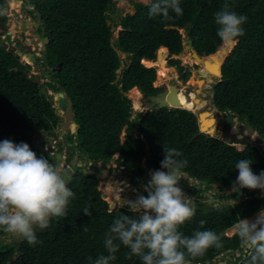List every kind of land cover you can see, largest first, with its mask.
<instances>
[{
  "label": "trees",
  "instance_id": "obj_1",
  "mask_svg": "<svg viewBox=\"0 0 264 264\" xmlns=\"http://www.w3.org/2000/svg\"><path fill=\"white\" fill-rule=\"evenodd\" d=\"M32 2L51 33L46 48L47 65L53 68L63 64L61 72L53 74L50 89L55 93L65 91L72 100L79 129L76 140L70 141L76 142L85 156L96 163L109 164L119 154L117 164L125 167L135 183H138L137 178L147 180L150 170L160 169L165 146L183 153L180 159L188 161L184 172L190 178L210 185L232 187L238 176L235 165L240 159H250L256 174L264 170V150L258 146L247 141L228 144L211 137L217 134L210 129L207 130L209 135L200 133L198 116L191 111L203 108L187 106L186 102L184 109H151L133 118L132 100L128 97L135 88L147 96L165 90L155 87L157 69L145 66L143 61H158L162 49H165L164 59L168 50L170 57L181 55L185 48L181 31L185 30L192 49L202 57L209 56L203 60L217 59L218 70L222 64V78L213 89L215 108L234 114L264 140V0H235L234 10L246 15L247 23L245 34L238 38L228 55H223L226 45L218 38L214 22V14L224 0H181L183 15L172 14L171 20L150 16L154 0L147 4L135 3V13L120 17L118 24L113 18L117 12L116 0ZM4 6L5 0H0V22L6 20ZM108 21L112 22L110 26ZM119 27L122 30L115 37V29ZM120 53L126 57L121 58ZM25 60L29 61L27 57ZM169 64L178 69L183 82L188 80L189 73H184L179 60L172 58ZM200 71L211 73L212 78L219 77L212 71ZM42 88L36 76L30 74V65L22 63L14 53L0 50V141L25 142L38 157L44 156L56 164L48 153L38 150L32 137L27 135L53 133L60 121ZM203 118L207 124V118ZM72 130L75 132L76 127ZM217 136L222 137V134ZM148 153L151 158L144 168ZM98 183L96 176L77 171L69 185L74 195L69 200L66 216L52 218L43 232L37 228L40 243L33 246L22 240L20 252L15 247L17 242L0 243V264H93L98 256L108 255L104 239L113 220L121 214L138 217L126 209L110 212ZM246 192L249 197L254 196L253 190ZM103 193L110 203L117 201L107 186ZM200 205L195 216L178 231L186 236L197 230L215 231L223 246L210 248L192 264H217L218 256L229 250L243 252L237 234L228 237L225 233L240 218L250 219L256 215L264 208V199L251 198L223 212ZM85 208L90 216L83 214ZM201 220L205 221L203 226ZM84 227L88 228L87 232L83 231ZM7 234L0 230V237ZM20 254L9 263V259ZM115 256L111 264H142L141 259L122 244ZM247 259L248 256L241 253L235 264H246Z\"/></svg>",
  "mask_w": 264,
  "mask_h": 264
},
{
  "label": "clouds",
  "instance_id": "obj_2",
  "mask_svg": "<svg viewBox=\"0 0 264 264\" xmlns=\"http://www.w3.org/2000/svg\"><path fill=\"white\" fill-rule=\"evenodd\" d=\"M20 1L13 2L20 3ZM234 2L235 0H224L220 10L214 14L217 36L228 46L235 45L238 38L245 34L244 25L247 23V16L238 14L234 10ZM149 14L160 16L164 20L173 19L172 14L179 17L183 15L181 0H154ZM58 93L52 91L53 95ZM53 107L55 108L54 105ZM57 107L56 110H60ZM76 128L79 129L78 126ZM46 143H43L44 146L42 144L43 152L55 157L54 153L45 146ZM163 153L160 169L149 172L150 179L145 186L147 195L141 194L135 200L125 202V206L130 211L142 215L135 218L121 214L114 219L104 239V247L108 255L98 256L93 264H111L116 260L115 253L121 244L130 249L132 255L139 257L142 264H192L193 260L204 256L210 248L223 246L221 237L215 231L197 230L191 236L178 231L181 225L190 221L196 214L192 198L188 197L180 186L188 161L180 159L183 153L175 147L165 146ZM116 155L117 158L114 159V156L109 163L111 168L115 164V169L119 166L117 164L119 154ZM146 161L145 159L143 162ZM91 163L96 162L93 160ZM235 168L238 170L235 183L239 189L264 191V170L259 174L253 172L250 159H240ZM120 170L125 171V167L120 166ZM69 181L70 176L63 168V164L58 166L44 156L38 157L27 143L16 144L7 139L0 141V230L22 238L29 245L40 243L36 229L44 230L50 226L52 218L67 214L69 200L74 195L68 187ZM206 192L202 204L206 206L208 201H213L214 205L219 207L221 204H218V198L222 199L224 190L213 193L208 189ZM244 197L246 200L251 199L249 196L246 197L245 193ZM235 206V201H232L231 207ZM83 214L91 215L88 208L84 209ZM253 217L255 218H240L234 225L243 252L229 250L233 251V254L223 256L221 259L217 258L218 264H228L227 257H233L236 262L241 253L248 256L246 264H264V208ZM204 223L205 221H200L201 226ZM83 231L87 232L88 228L84 227ZM227 232L226 236H228Z\"/></svg>",
  "mask_w": 264,
  "mask_h": 264
},
{
  "label": "rangeland",
  "instance_id": "obj_3",
  "mask_svg": "<svg viewBox=\"0 0 264 264\" xmlns=\"http://www.w3.org/2000/svg\"><path fill=\"white\" fill-rule=\"evenodd\" d=\"M149 2H150V0H116L117 12L113 15L114 23L118 24L120 21V17L126 16L128 14L133 15L135 13V10H134V4L135 3L147 4ZM19 4L20 3H16V2L11 1V8L18 9L20 7ZM5 16H6V14H5ZM6 22H7V18L5 21H3L1 23H6ZM120 30H121L120 27L115 29V37H117V34L119 33ZM10 31L12 32V35H15L17 33L16 32L17 30L15 29V24H12ZM29 31H31L30 27H29ZM181 33L184 35V47L185 48H184L183 53L181 55H179L177 60H179L181 62V66H183L185 68L184 73H189V78L186 82H183L180 79V73H179L178 69L176 67H171L169 64V61L173 57H170L168 54L166 59H164L165 49H162L163 51L162 50H161L162 52L160 51L159 60L155 61V62H150L149 65H146L148 67L154 66L157 69L158 73H157V80L155 83V87H163L165 89H168L171 84H173L175 87H177L178 91H175V93H176L175 97L178 100V103L175 104V106H177L176 107L177 109H184L183 103L191 102L192 105L195 106L196 108H198V109L203 108L200 111H209L212 115H214L215 118L213 116H211L209 113L204 115L207 118V126L212 131H215L217 133H222V137H218L216 135L215 136L210 135L211 137H214L217 139L223 138L224 142H226L228 144H232V145H238L243 140L252 141L251 139L254 135L250 136V129L244 123L240 122L236 116H232L230 114H228V115L225 114L224 117L222 118L220 116V114L218 113V110L215 108V106L213 104V89H214V86L219 82L220 78L219 77L212 78L213 75L211 73L210 74L208 72L203 73L200 71V70L205 68L206 71H210V72L212 71V72L216 73V65L211 66L205 62L200 63V62L196 61V59H193V57L191 56L192 49L188 45L187 35L185 34L184 30H182ZM28 37L31 38L32 35H29ZM28 43H30L29 40H28ZM23 54H24V52H23ZM23 57H27L29 61L27 62L25 60V58L23 59ZM125 57L126 56L123 55V59ZM157 58H158V53H157ZM173 59H175V58H173ZM185 59H189V60L186 62ZM20 61L24 64H26V63L30 64V74L32 76L37 77V76H40V74L41 75L45 74L42 71L41 67H39L38 65L37 66L34 65V63H32L30 61V57L28 55L20 57ZM159 76H160V78H159ZM42 78L43 77H41V79ZM210 78H212V81H209ZM191 80H193V82H191ZM203 80L205 81L204 82L205 85L201 83L200 87H198L199 81H203ZM51 95H53V94L51 93ZM128 97L131 100L133 99L131 91L128 93ZM197 98L201 100L200 103H195V99H197ZM51 100L54 103V106L57 107L58 103L56 101H58V98L56 99V95H53ZM140 103L142 106L141 109L136 110L135 106H134V99L132 100V106H133V111H134L133 118L140 115L143 111H145V105L142 104L141 100H140ZM188 111H191V110H188ZM200 111L199 110H192L191 112L195 113L198 116ZM77 134H78V130L76 128V131L72 132L71 135H75L74 136V138H75ZM239 136L243 137V139H241V140H240V138L238 139ZM254 138L256 140L257 136H255ZM124 139H125V132L122 134V137H121L122 141H124ZM252 142H253V144H255L256 141H252ZM258 145H259V147L264 146V142L258 141ZM80 158H81V161L85 160L84 157H80ZM116 158H117V155H115L114 159H116ZM78 169L79 168H77L76 166H72L71 169L67 170V173L69 175V173L75 172ZM116 169H120V166H117ZM117 174H119V172H117ZM114 180L115 179L111 180V178H110V179L106 180L105 182L109 186V193L114 195V196L119 197L123 194L122 190L125 189L124 183L120 181L121 180L120 177L116 178V180H118V181H114ZM116 189H118V191H116ZM114 192H116V193H114ZM146 194L147 193H145V195ZM104 201H107V203L110 205V201H108L107 199ZM218 201L220 202V198H218ZM120 205H122V202L120 203ZM22 240H23L22 238L13 236L9 233L4 237H0V243H3L5 245L12 243V242H18L19 243ZM232 258L233 257H230V258L227 257L228 260L226 259L227 260L226 262L229 264V262L231 261L233 264H235V261ZM217 262H219V261H217Z\"/></svg>",
  "mask_w": 264,
  "mask_h": 264
},
{
  "label": "flooded vegetation",
  "instance_id": "obj_4",
  "mask_svg": "<svg viewBox=\"0 0 264 264\" xmlns=\"http://www.w3.org/2000/svg\"><path fill=\"white\" fill-rule=\"evenodd\" d=\"M7 3L9 5V12H5L7 22L6 23L0 22V25L4 24V26L7 27V31H10L12 24H15V29L18 31H16L17 33L15 35H9V36L5 35L4 38H1L0 39V45L14 44V45H16V47L18 49H20V52L22 53L23 56L29 55V53H30V52H28L27 49H25L24 46L25 45L32 46V48H33L32 52L36 56V59H37V62L34 65H36V66L38 65L39 67H41L42 71L45 73L42 75L40 74V76L43 77L42 79L39 76L41 84L43 86L42 91H43V89L48 91L47 96L50 99V101L52 102L51 99H52L53 95H51L52 90L50 89L49 84L53 83V78H54L53 74L60 73L61 71L60 72L58 71L59 65L56 67H53V68H51L50 66L47 65L46 50L45 51L42 50V44L43 45L45 44L47 38L50 39L51 33L48 30V27L46 25H44V22L41 18V15L38 12L36 6L33 4L32 0H21L20 4H19L20 7L18 9L11 8V0H6V5H7ZM28 21L30 22V24H32V27H30L31 31H29V28L27 31H25L26 41H24L22 38V31H23L22 30V24H25ZM7 31H5V34H7ZM29 35H32V37L29 38L28 37ZM28 40L30 41V43H28ZM45 46L47 48L48 44H46ZM23 52H24V54H23ZM15 55H17V54H15ZM37 77H36V81H37ZM68 98H69V96H68ZM69 100H71V99L69 98ZM52 104L54 105L53 102H52ZM57 111H60V110H56V112ZM201 112L202 111H200L199 114ZM198 120H199V117H198ZM64 126H65V120L61 118L60 123L58 124L55 131L53 133H47L48 134V137H47L48 143H46L45 146H47L49 148V150L52 153H54L55 156H58V155L63 156V158H64V160L62 161L63 168L67 171L68 169H71L72 166H74L72 164V162L74 161V159L76 157L78 158V163H82L83 165H85L86 161L88 160V157L85 156L83 153H81L78 150V148L76 147L77 144L75 142L71 143L70 139H73V140L75 139L73 137V135H71L72 134V131H71L72 127H70L68 131H64L63 130ZM50 141H53L52 145L50 144ZM43 146H44V144H43ZM80 157H84L85 160L81 161ZM147 159H149V158L147 157L146 160ZM144 163L145 162H143V164ZM93 164L101 167V169L99 171H96V170L90 171L85 166L83 168H79V169L82 170L83 172L87 173V174H88V172L89 173L92 172V174H89V175H94L99 179L98 189L100 188L99 186H101V184L106 183L105 182L106 180H103L101 177H99V175H102V172L104 171V169L108 170V172H109L108 173L109 174L108 179L111 178V180L115 179L114 181H118V180H116V178L120 177L121 178L120 181L124 183L125 189L122 190L123 194L121 196H119V199H118L119 209H126L130 213H132L133 215H135L139 218V216L135 214L138 212L130 211L129 208L127 206H125V202H126V200H135L138 195H141V194L145 195V193H146L145 185L147 184V181L150 179L149 173L147 175V180H141V179L137 178L138 183H135L133 181L132 177L129 176L126 171L120 170V169H115V167H114L115 164L112 166L113 168H111L109 166V164H104L101 162H99L97 164L96 163H93ZM103 167H104V169H102ZM79 169L77 171H79ZM77 171H75V173ZM117 172H119V174H117ZM180 186H181L182 190L185 192V194L188 197L192 198L196 209H200V207H201L200 204H202V201L204 200V195L207 194L206 191L208 189L202 187L201 185H196V184L191 185V183L189 181L184 180V177H182L180 180ZM195 191H197V192H195ZM121 202H122V205H120Z\"/></svg>",
  "mask_w": 264,
  "mask_h": 264
},
{
  "label": "water",
  "instance_id": "obj_5",
  "mask_svg": "<svg viewBox=\"0 0 264 264\" xmlns=\"http://www.w3.org/2000/svg\"><path fill=\"white\" fill-rule=\"evenodd\" d=\"M16 1H18V0H16ZM5 10H6V12L7 11L9 12L8 3H7V5H5ZM111 24H112V22L108 21V25L110 26ZM28 26H32V24H30L29 21L27 23H25V24H22V30H23L22 31V38H23L24 41H26L25 31L28 30ZM5 31H7V27L4 26V25H0V37L5 36V35L6 36L7 35L8 36L12 35L11 31H7V34H5ZM118 36L119 35L117 34V37ZM46 44H49V39L48 38L46 39L45 44L44 45L42 44V50L43 51L46 50V46H45ZM188 45L192 49V41L189 40L188 41ZM24 47H25V49L28 50V52H30L29 55H28L30 57V61L35 64L37 62V59H36V56L32 52L33 51L32 46L25 45ZM1 49H6V50H8L10 52H13V53L17 54L19 57L23 56L22 53L20 52V49H18L16 47V45H13V44L0 45V50ZM231 49H232V46H228L226 48L227 55L230 53ZM168 53H169V50H168ZM191 56L193 57V59H196V61H199V62L202 61L204 58H207V57H201L193 49L191 51ZM212 56H214V55H212ZM120 57L123 58V54L120 53ZM178 57L179 56H174L173 58L177 59ZM62 66H63L62 63L59 64V66H58L59 67V70H58L59 72L61 71ZM219 78H220V80L222 78V64H221V66L219 68ZM37 82L39 84H41L39 76L37 77ZM175 91H178V88L175 87L173 84H171L168 89L162 91L161 93H159L157 95L147 96V95L142 94L141 101H142V104L145 105V110L164 109V108L177 109L176 108L177 106H175V104L178 103V100L175 97L176 96ZM43 93H44V95H48V91L45 90V89H43ZM56 96L58 97V101H57L58 102V107H57V109H60V111L56 112V115L59 118H62V119L65 120V126H64L63 130L64 131H68L70 127H73V126L77 127V125L75 124L76 113L74 112V109H73L72 100H69L68 95L66 94V92H59L58 94H56ZM200 102H201L200 99H198V98L195 99V103H200ZM54 109L56 110V107ZM208 113H210V112L209 111H202L198 115L200 133H203V134H208L207 130L209 128L207 127L206 121L203 118V116L208 114ZM218 113L219 114H223V115L230 114L228 112H220V111H218ZM232 115H234V114H232ZM255 133H256V131L254 129H250V134L251 135H254ZM27 135L32 137V141H33V143L35 144V146H36V148L38 150L44 151V149L42 147V144L46 143L48 141V138H47L48 136H47V134L45 132H42L40 136L31 134V133H28ZM239 138L240 137H238V139ZM220 139L223 141V138H220ZM241 139H243V137H241L240 140ZM50 144L52 145L53 141H50ZM146 150L149 152L150 147L147 146ZM148 157L151 158V153H148ZM51 158H52V160H54L56 162V165H58V166H61L62 165V161L64 160L62 155H58V156H55V157L52 156ZM92 161H93V159L89 158L86 161L85 165H83L82 163H78V158L76 157L74 159V161L72 162V164L74 166H77L78 168H83L85 166L90 171H92V170L99 171L101 169V167H99L97 165H94L93 163H91ZM143 166L146 168V163H144ZM102 169H104V167ZM108 173H109L108 170L104 169V171L102 172V175H99V177H101L103 180H107L108 179V175H109ZM88 174H92V172L91 173L88 172ZM69 176H70V181L68 182V187L70 185V182H71L72 178L75 176V172L69 173ZM183 177H184V180L185 181H189L191 183V185H193V184L202 185L204 188H207L209 190L211 189L213 191V193H215L217 190L223 189L224 193H223L222 196H225L227 193H232L231 191L234 190V193L236 194V196H235L236 200H231L229 203H225L221 207L220 206L216 207L214 205L213 201H208L206 203V206L205 205L203 206L204 208H208L210 210H215L216 209L219 212H223L226 208H229V207L232 206V201H235V205H238V204H241L243 201L246 200V198L244 197L243 190L239 189L238 186H236V183L233 185V187H231L233 189H231V188H223V186L221 184L208 185L206 182H200V181L196 182L195 179L190 178L188 173H185V175ZM104 188H105V184L103 183V184H101V186L99 188V191L101 193L102 199L106 200L107 199V195H105L103 193V189ZM250 198H253V197H250ZM255 198L264 199V193L255 195ZM109 207H110V211L111 212L117 211L119 209L118 200L115 203H110ZM135 214L138 215L139 217L142 215V213H135ZM44 230H41V232H43ZM15 247H18L19 252L22 251L23 242L21 241L19 243L18 242L15 243ZM231 254H233V251H227L223 255L218 256V258L221 259L223 256H228V255H231ZM20 256H21V254L16 256V257H14V258L9 259V263H12L15 259H17ZM220 264H223V263H220Z\"/></svg>",
  "mask_w": 264,
  "mask_h": 264
},
{
  "label": "bare ground",
  "instance_id": "obj_6",
  "mask_svg": "<svg viewBox=\"0 0 264 264\" xmlns=\"http://www.w3.org/2000/svg\"><path fill=\"white\" fill-rule=\"evenodd\" d=\"M228 47V45H226V47L224 48V51H223V55H227V51H226V48ZM163 51V50H162ZM161 51V52H162ZM25 57H23V59H24ZM186 60V62L189 60V59H185ZM144 63V65H149L150 64V62H148V61H143ZM199 62V61H198ZM203 62H205V63H207L208 65H211V66H213V65H217V63H218V60L217 59H207V60H202V61H200V63H203ZM152 67H154V66H152ZM205 69V68H204ZM216 75L217 76H219V70L218 69H216ZM159 78H160V76H159ZM201 83H202V81H199V83H198V87H200V85H201ZM197 87V88H198ZM131 94H132V96H133V99H134V106H135V109L136 110H140L141 109V103H140V100L142 99L141 97H142V93L137 89V88H135L134 90H132L131 91ZM58 98V97H57ZM56 98V99H57ZM132 99V100H133ZM142 102V101H141ZM184 105V104H183ZM187 106H191L192 105V103L191 102H189V103H187L186 104ZM214 134H217V135H221L222 133H217V132H215V131H212ZM209 134H211V133H209ZM216 135V136H217ZM213 136V135H212ZM105 186H107L108 188H109V186L108 185H105ZM115 191V190H114ZM116 191H118V189H116ZM114 193H116V192H114ZM116 198H117V200L119 199V197H117L116 196Z\"/></svg>",
  "mask_w": 264,
  "mask_h": 264
},
{
  "label": "crops",
  "instance_id": "obj_7",
  "mask_svg": "<svg viewBox=\"0 0 264 264\" xmlns=\"http://www.w3.org/2000/svg\"><path fill=\"white\" fill-rule=\"evenodd\" d=\"M250 136H252L251 134H250ZM255 136H257V139L255 140ZM252 141H256L255 142V144H253V142L252 141H247V140H243L242 142H244V141H247V142H249L250 144H252V145H256V146H258L259 147V145H258V141H261V142H264V140H261L260 138H259V135H258V133L256 132L255 134H254V136L252 137V139H251ZM259 148H261L262 150H264V146H260ZM243 190V192L245 193V195H246V197L248 196V193L246 192L248 189H242ZM230 192V191H229ZM232 193H227L225 196H223V197H225V199L222 197V199L220 200V202L218 201V204H221L220 206H222V205H224L225 203H229L231 200H236V198H235V196H236V194L234 193V190L233 191H231ZM262 193H264V191H261V190H254V196L255 195H257V194H262ZM255 217H252V218H250V219H254ZM234 234H236L235 233V230H234V227L232 228V229H230L228 232H227V235L228 236H233Z\"/></svg>",
  "mask_w": 264,
  "mask_h": 264
}]
</instances>
